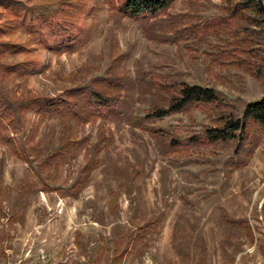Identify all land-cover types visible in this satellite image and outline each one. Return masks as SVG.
<instances>
[{"label": "rangeland", "instance_id": "rangeland-1", "mask_svg": "<svg viewBox=\"0 0 264 264\" xmlns=\"http://www.w3.org/2000/svg\"><path fill=\"white\" fill-rule=\"evenodd\" d=\"M20 1L49 11L72 0ZM86 2L75 52L19 31L0 38L33 49L0 54V109L103 76L122 82L110 90L115 116L80 123L31 109L0 129V264H264V132L243 144L201 137L264 96V10L230 20L227 0H173L131 17L123 0ZM36 58L33 73L1 74ZM184 83L219 102L160 115Z\"/></svg>", "mask_w": 264, "mask_h": 264}, {"label": "trees", "instance_id": "trees-1", "mask_svg": "<svg viewBox=\"0 0 264 264\" xmlns=\"http://www.w3.org/2000/svg\"><path fill=\"white\" fill-rule=\"evenodd\" d=\"M74 1H60V3L55 4L58 7L52 8L53 5H51L49 6L50 10L46 11L45 7L39 8L20 0H0V8L2 9L0 13L5 14L4 22L0 24V38L19 31L30 37V44H36L41 49H46L53 54L75 52L87 39L88 30L82 25L81 19L83 16L87 17L91 9L86 0H79L78 3H74ZM172 1L123 0L120 7L125 14L131 17L154 16L165 10ZM258 2L259 0H227L230 20L231 18L235 19L238 13L245 18L246 11L250 9L264 10V6H259ZM223 23L226 24L225 19H223ZM24 52H33L28 41L0 40V54L14 56ZM39 66V58L22 60L4 66L1 74L5 78L10 74L27 75L35 72ZM119 80L108 79V77L103 76L101 80H95L93 87L66 89L58 96H37L26 100L16 112L10 111V107H3L0 109V129H16L20 121L23 120L24 113L31 109H35V112L46 117L59 115L63 118H75L80 123L86 122L88 117L93 114L103 117L120 114L119 101L110 92L116 85L122 83L121 79ZM164 90L169 91L167 88ZM169 97V106L165 111L160 110V115L181 111L192 102H219L214 89L185 83L179 85L175 90L173 89ZM252 130L256 134L264 132V96L255 102L247 103L241 116L229 118L222 122L221 126L205 129L201 137L209 145H220L235 140L243 144L242 142L248 139L247 135Z\"/></svg>", "mask_w": 264, "mask_h": 264}]
</instances>
